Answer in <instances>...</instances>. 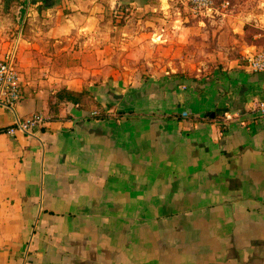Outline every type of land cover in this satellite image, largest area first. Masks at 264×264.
Listing matches in <instances>:
<instances>
[{"label": "crops", "instance_id": "crops-1", "mask_svg": "<svg viewBox=\"0 0 264 264\" xmlns=\"http://www.w3.org/2000/svg\"><path fill=\"white\" fill-rule=\"evenodd\" d=\"M156 1L0 0L24 20L20 75L90 91L48 104L21 78L19 100L0 102V264H264V71L244 63L264 47V0L196 15L227 47L201 76L82 67L112 60L113 13ZM37 112L33 134L7 132Z\"/></svg>", "mask_w": 264, "mask_h": 264}, {"label": "rangeland", "instance_id": "rangeland-1", "mask_svg": "<svg viewBox=\"0 0 264 264\" xmlns=\"http://www.w3.org/2000/svg\"><path fill=\"white\" fill-rule=\"evenodd\" d=\"M154 3L158 7L143 9L130 5L113 13L109 20L113 26L107 30L113 36L108 48V52L113 55L112 60H82L79 62L82 67L94 70L106 66V74L112 72L118 77H123L130 70H140L143 75H149L167 69L189 76H201L222 64L212 57V53L227 49L218 44L220 31L213 27L205 29L186 0H158ZM235 3L237 0H233L231 7ZM23 23L20 14L11 9L0 10V55L6 52H15L17 55L19 42L16 43V36ZM225 42L226 46L231 45L227 39ZM100 47L104 49L105 43ZM92 50V46H87V53ZM65 63L68 62H57V65L63 66ZM42 65L37 62L34 67L41 68ZM22 72L23 84L42 89L41 93L48 104L61 101L57 96L58 91L67 86L66 82L71 79L42 72L29 77ZM102 78L103 75L98 71L95 75L80 79L100 82ZM89 93L83 90L81 99L88 98Z\"/></svg>", "mask_w": 264, "mask_h": 264}, {"label": "built area", "instance_id": "built-area-1", "mask_svg": "<svg viewBox=\"0 0 264 264\" xmlns=\"http://www.w3.org/2000/svg\"><path fill=\"white\" fill-rule=\"evenodd\" d=\"M187 4L195 15L215 17L225 13L232 5L233 0H186ZM15 52H6L0 55V102L8 106H13L22 96L21 75L16 67ZM244 63L252 71H264V47L257 50H250L244 55ZM256 109L264 113V98L257 102ZM99 114L98 110L93 111ZM188 111H184V116H189ZM233 118L232 113L225 112L224 121ZM46 122V117L42 112H37L26 119H19L15 124L7 127V132L14 133L22 130L28 134L34 133V127L42 126Z\"/></svg>", "mask_w": 264, "mask_h": 264}, {"label": "trees", "instance_id": "trees-1", "mask_svg": "<svg viewBox=\"0 0 264 264\" xmlns=\"http://www.w3.org/2000/svg\"><path fill=\"white\" fill-rule=\"evenodd\" d=\"M81 94H82L81 91L79 92V91L70 89L67 86H64L58 91L57 96L59 100H68V101L77 102L81 99Z\"/></svg>", "mask_w": 264, "mask_h": 264}]
</instances>
